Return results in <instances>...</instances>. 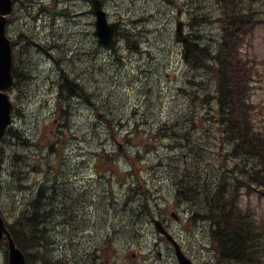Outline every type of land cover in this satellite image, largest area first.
I'll list each match as a JSON object with an SVG mask.
<instances>
[{"label": "bare ground", "instance_id": "obj_1", "mask_svg": "<svg viewBox=\"0 0 264 264\" xmlns=\"http://www.w3.org/2000/svg\"><path fill=\"white\" fill-rule=\"evenodd\" d=\"M155 1L158 3H169L176 6L178 9L186 10L187 16H191V18L193 17L197 21H189L190 24H194L197 28L204 26L199 24L198 20L193 15L194 12L196 13V7L190 6L189 8V3L191 0ZM241 1L242 4H247L248 6L251 5V12L254 14L255 11V17L264 15V11L258 8V0ZM93 2L100 6L103 15L113 25V29L106 42L102 40L97 34V28L94 24V21L97 17V11L94 9L92 4ZM191 2L193 3V1ZM87 3L91 9V14L85 8ZM29 4L31 10L28 12V15L25 16L26 18L24 19V23L18 25L16 28L18 34V44L23 38L27 40L25 43L30 44L31 36L28 33L32 30H36L39 36L45 32V29L49 30L51 28L57 27L56 30H61L63 27H69L71 23H74L73 25H75L73 29H80L78 32L73 34V40L69 41L68 43L66 42L65 38H61L62 40L58 41L47 40V42H43L42 49L37 52L40 57L39 65L42 67V71L44 72L43 75H47L43 79L50 80L49 83L53 85L55 91H58L54 106H52V102L48 101V98L52 93L48 92L47 95H42V99H47L46 101L44 100L45 104L51 106L54 110V113L57 114L58 119L56 123L62 130L59 132V134H55V139L53 140H57L58 138H69L71 133L73 136H75V134L80 135L82 137L80 143L83 145L82 142L84 135L77 133L76 125L73 119L76 112L82 111L83 109H91L92 112H95L99 118L100 115L103 116L102 121L99 123H97V121H95V123H91L89 128L91 130L94 128H104L103 130H106L109 134V140L118 143V146L123 143L125 136L131 137L133 133L137 132L142 138V142H139V140L136 142L135 139H132L128 148L121 149L119 152L123 153V158H126V154H130L133 158H135L138 161V164L141 166L139 167L140 170L149 169V171L152 173L154 181L158 183V185H156L155 182V186L158 189H164L166 192L165 195L168 196L166 200L163 199L164 196H161L165 206L176 209L183 217L185 223H194L193 233L195 234L194 238H196L197 241H187L177 238L176 241L179 243V245L190 255L199 256L200 253L205 254L209 259L208 264H240L236 252L228 253L226 255V249H220L221 243L219 241L223 239V235H221V233L226 230L227 226L225 223L228 222V219H231L235 215L243 218L246 223H255L256 217L251 211L244 209L241 205L237 204L239 200L235 197V189L232 188L230 174L226 171H222L223 164L220 160V157L226 149L228 150L227 156L233 158L235 167L240 161L239 158H236L232 155L233 144L231 143L232 141L228 139L227 134L225 136L221 134L218 136L212 135L208 137L210 139L208 140L197 125H179L177 123H173L175 120H164L160 129H158L155 133L157 138H154L155 136H146L145 130L142 129L144 126L138 123L134 125L131 130H124L123 133L119 134V128L123 127V125L114 123L113 116L105 110L106 107L103 104L104 100L101 99L102 97L100 96L103 95L102 92L104 89H106L105 85L109 82V72H113L111 76L118 77L120 73L119 68L121 65H123V63H131L134 60L140 62L143 60L139 64L142 65L140 67L143 68L142 70L140 68V78H142L143 75L147 77L146 79L153 78L150 75H152V73L155 71L158 72L160 65L154 64L152 62L154 60V55L150 47L147 45L145 48L138 47L130 40L137 36L136 34H138L139 31L141 34L144 33L142 36L143 38L147 37L151 31V25L156 21H161L160 19L163 17L162 14L165 11L163 10L164 4H160L161 14L158 16V19L154 18L153 20H150V18L156 16V14L152 9L149 8L147 9L149 12L148 15L145 17L139 16V9L135 7L136 0H89L88 2L86 0H77L72 1L70 4L58 3L59 7H70L72 14L71 16L66 15L64 12L62 13V11L58 9L52 14L49 13L41 16V6L43 4L47 10L52 9V5L49 1L29 0ZM217 5L220 8L222 7L221 0H217ZM185 7H187V9H185ZM199 8L202 9V11L207 12L203 6ZM220 8H216V14H210L211 12H207L209 14L208 18H210L211 23L206 24L205 26L217 23L219 26L218 28L222 27L221 20L223 18L221 19L220 17ZM175 13L176 20L171 25L174 28V39L178 47V50L175 51V58L178 60V63L186 67L184 75L185 81L183 82V85L178 88V92H180L181 95L183 94L192 99V101L195 103V108L204 109L202 115L198 113L197 118H190V120L215 123L216 119L214 117V112L217 110L216 103H214L208 96L203 98L199 97L196 91L198 84L205 85V82L201 80L202 74L204 75V73H206L209 75L210 77H206L207 79H211L213 81L214 79L212 74L207 70V68L204 67L203 56L199 55V58L197 57V61L198 59L201 60V62L198 64L196 63L197 61H192L193 64H191L185 57L186 48L183 49L180 44V40L183 34H187V28L189 25L184 26L186 29L185 32L179 30L178 26H181L180 15L182 11L176 10ZM165 14L169 16L167 12ZM213 16L214 18H212ZM117 17L122 18L118 19ZM164 25L167 26L168 24ZM137 29H140L137 31V33L135 31H131ZM221 34L222 32L217 33V39L213 37L207 38L205 36V43H203L202 38L197 36L194 39L187 41L188 44L204 48L205 45H217ZM25 48H27V44L22 47V50ZM196 50L199 51L197 48ZM170 57L172 58L173 56L170 55ZM171 63L172 59H168V67L171 65ZM107 64L115 65L117 72L111 68H108ZM36 65L37 64L35 62L30 63L25 59L19 62V76L16 78L15 84L18 86L22 94L30 93L31 86L41 79V77H38L33 70ZM189 73L191 77L188 76ZM156 78L159 79L157 76ZM137 80V77H133L129 79L128 82L129 84L133 85V87L137 88L135 85ZM161 80L159 82V92L160 97L164 98L167 87L165 88L162 86L163 83ZM206 86L208 85L206 84ZM144 88L138 90L143 91ZM49 91L54 92V90L51 88ZM72 123L74 124V133H72ZM13 129L17 132L18 137H14L12 142L9 144L10 148L13 150V154L9 160L12 158L14 167L18 168V173L17 178H14V182H12L9 186H3L2 184L3 190H1L0 195V208L2 211L8 213L5 211V207H10L9 213L11 214V222L14 220V205L18 201L16 197L17 195L23 196L27 191L33 189L31 183H29V180L32 179L33 176L42 180L44 178L48 181H55L56 174L53 170H51L52 164L48 162V158H55L57 156V154L53 153V151H51L52 154H50V157L45 155L43 144L41 143H39V145H31L29 137L24 134L26 131L23 130L21 126L17 128L16 125H14ZM194 136H198L200 141H194ZM167 140L171 142V148L169 149L172 151L167 152V154L170 155L164 157L163 154V156L158 158L155 162H153V159H149L148 156L151 154L150 152L158 149V147H163L162 142ZM26 141L28 142L26 143ZM193 142L199 147L201 152H197ZM3 146L4 144L1 142L0 155L3 157V160H5V151ZM132 147L138 148V151L135 153H130L128 149ZM20 149L37 150L38 153L41 154L37 164H31L30 156L20 153ZM217 149L219 150L218 155L212 156L214 162L209 159V163L212 164L216 170L207 172L206 168L202 169L201 167L202 162L206 164L204 157L206 154L215 155ZM178 150H183V154L174 155ZM142 152L149 154L145 156ZM171 157L175 159L177 163L182 165H176V168L179 170V173L177 174H171L169 172ZM177 158H180V160L183 159L184 164L180 163ZM147 162H150V164ZM235 171V178L244 183L249 190H258L264 194V187L262 186V183L254 180L252 173H245L247 171H242L239 169H235ZM9 173H7L5 180L9 179L8 181H10L12 179ZM81 177V175L76 174V176L73 178L74 182H81ZM36 180L37 179L32 181L35 183ZM112 180L113 184L118 186L119 179L114 177ZM3 182L4 181L1 180V183ZM108 187L109 183L107 179H102L95 185V188L99 191H104ZM217 194H225L226 197L211 199L212 196L216 197ZM147 197L148 206L146 208L144 206L143 208L141 205L139 208L138 204H136V206H132L135 211H132L129 216L130 223H154V220H160L158 215L153 213V209L156 210L159 207L161 199L159 196H156L150 192L148 193ZM50 203V200L45 203L42 211L46 210L48 207L50 208ZM64 204L65 203L52 204L57 216L50 218L51 223H68L65 217L67 213L65 211L67 210L68 206ZM85 206L94 212H99L90 203ZM164 223H167V221ZM68 232H73L77 235L81 234L85 236V238L89 234V238L87 240L88 244L96 242L92 232L77 230V228H74L73 231H70L69 228L55 225L53 226L50 234H43V237L45 238L43 240V244L47 246L50 243L51 248L53 249L54 253H56L57 240H53V234H56L57 237H59L62 233L67 234ZM29 236L30 234L26 237ZM26 237L20 238H22V241L25 239L27 242H30V240ZM10 238L14 247H17V241L12 238V235ZM131 241H136L138 244L140 243L139 238L136 239L131 237ZM202 241L204 242L202 243ZM167 243L168 244L165 246L168 245L167 247L170 249L173 248L172 244H169V242ZM0 253H2L3 256L7 255L10 257V241L9 244L3 248H0ZM170 255H172V253ZM52 256V262H56L57 255L52 254ZM75 261V264H79L77 260ZM258 264H264L261 256Z\"/></svg>", "mask_w": 264, "mask_h": 264}, {"label": "trees", "instance_id": "obj_2", "mask_svg": "<svg viewBox=\"0 0 264 264\" xmlns=\"http://www.w3.org/2000/svg\"><path fill=\"white\" fill-rule=\"evenodd\" d=\"M221 5L220 17L223 19L221 20L222 27L219 29L222 34L218 44L205 45L204 48L188 44V41H185L183 44V49L186 48L185 57L188 62L193 64V62L197 61V57L199 58V55H201L203 56L204 67L212 74L214 83L211 84L212 90L207 96L217 105V110L214 112L216 122L207 123L206 121L190 120V116L186 113H180L172 117L165 116V118L166 121L175 120L173 123L179 125L185 124L182 121L183 119L187 120V124L191 126L197 125L208 140V137L212 135L218 136L221 134L225 136L227 134L228 139L233 144L232 155L240 159L235 169L247 171L245 173H252L254 180L262 183L264 187V140L257 136V128L251 122L248 124L247 115L249 107L247 105V90L253 69L249 71L248 66L242 62V58L244 59L245 57L239 55L237 47L240 38H243L251 27L259 21L254 15L255 11L254 14L251 12V5L242 4L241 0H221ZM258 8L264 11V5H258ZM195 10V17L199 24L206 25L211 23L207 12L202 11L199 7ZM199 62H201L200 59L196 63L198 64ZM16 74L17 68L16 71L14 70V75ZM153 78H156V75ZM214 87L215 89H213ZM105 110L120 120L126 119L130 114H138L137 111L133 113L132 111L129 112L117 107L109 109L106 107ZM19 115L17 113V116ZM143 125L148 136H155L154 138H157L155 131L149 127L150 124L143 120ZM55 130H59L58 134L62 131L60 128H51V134L45 137V141L50 140V138L55 139V134L53 135ZM97 136L100 137L101 133L97 132ZM14 137L17 138L18 134L11 127L2 143L6 146L12 142ZM69 138L74 140L81 151L83 145L80 141L82 137L76 134L73 136L70 133ZM132 139H135L136 142L138 140L142 142V138L136 132L131 137L125 136L123 143L119 146L115 145V150L107 148L106 145H91L93 150L81 155L83 158L86 157V159L75 162L77 165L75 173L82 176L81 182L78 183H73L70 179L71 176H62V168L59 169L57 164L62 165V161L66 159L64 155H62L57 163L49 162L52 164L51 170L56 174L55 181H49L48 186L42 184L35 190L34 196L27 201L26 205H14V220L11 223L8 222L9 231L17 241V247L24 253L27 264H75V260L79 264H105L103 259H100V252L103 248L111 246V238L108 236L104 237L102 242H94L78 249H76V245L74 244L72 248H66L57 243V252L54 253L50 243L47 246L43 244V240L45 239L43 234H50L53 226L59 225V223L50 222V218L57 216L52 204L65 203L64 205L68 206L65 211L67 212L65 217L68 223L63 224L70 231H73L74 228H77V230L84 229L85 231L92 229V223L86 224L85 221L88 214L98 216L103 211L104 214L109 213L110 216L114 215V217H109V219L122 218L127 221L131 212L135 211L132 206H136V204H138L139 208L140 205L145 208L148 206L147 195L149 192H154V188H152L153 183L151 182V180H154L152 173L149 169L140 170L139 167L141 166L138 164V161L130 154L124 153L126 154V158H123V153L119 152L121 149L128 148ZM59 140L61 141V138L45 143H49L48 150H50V154L53 151L57 156L61 155L57 149V147L60 148ZM29 141L31 145H34L30 138ZM45 144H43V147ZM204 159L206 163L210 160L214 162L210 154H206ZM180 162L184 164L183 159ZM147 163L150 164V162ZM6 164H8V173L10 172L9 175L12 179L10 181H8L9 179L4 180L3 183H1L0 179V195L1 190H3L2 184L3 186H9L14 182V178H17L18 173V168L14 167L12 158L9 161L5 158L4 164L3 157L0 155V178L1 171L5 168ZM206 170L210 172L211 170H216V168L214 169L211 166L210 169ZM222 171H226V169L223 168ZM227 172L231 174V169ZM114 177L119 179L118 189L113 184L112 179ZM102 179L108 180L109 187L104 191H99L95 188V185ZM231 183L234 189L240 187L234 179H231ZM76 194L77 203H74L76 201ZM219 197L225 198L226 195L217 194L216 197L212 196L211 199ZM49 200L51 201V207L42 211L45 203ZM88 203L92 204L99 211L98 214L85 206ZM7 217L9 221L11 214L8 213ZM225 225L227 228L221 233L223 239L219 242L221 243L220 249H226V255L236 252L240 264H258L260 256L264 261V223H246L243 218L235 215L231 219H228ZM29 234L30 236L26 237ZM20 237H26L30 242H27L25 239L22 241ZM52 254L57 255L56 262H52Z\"/></svg>", "mask_w": 264, "mask_h": 264}, {"label": "rangeland", "instance_id": "obj_3", "mask_svg": "<svg viewBox=\"0 0 264 264\" xmlns=\"http://www.w3.org/2000/svg\"><path fill=\"white\" fill-rule=\"evenodd\" d=\"M186 1V0H184ZM193 1V3L191 2ZM189 3V8L191 7H204L205 10L206 6H208L209 3H215L217 4V0H191ZM164 4L163 10L164 13L162 14L163 17H161V21H156L151 25V31L147 35V37H142L144 35L140 33V29L137 30H131L135 31L138 34L134 37L136 41V45L138 47H146L149 46L152 50V53L154 55V60L152 61L154 64H158L159 70L158 72H153L159 79H162L163 87H167L166 93L164 98L160 97L159 92V82L160 80L155 78H149L146 79L145 75H143L142 78H140V68L143 69L142 65H139L143 60L140 62H137L136 60L132 61L131 63H123V65L119 68V75L111 76L113 72H109V82L105 85L104 91L102 92L103 95H100L104 101L103 104L105 107L111 108V107H117L119 109H125L126 111H132L135 113V111L138 112V114H130L126 119L120 120L116 119L113 115L114 123L122 124L123 127L119 128V134L123 133L124 130H131L134 125L137 123L140 125H143V120L146 121V123L150 124L149 127L152 128V130L156 131L160 129L162 126V123L164 120H166V117H172L176 116L180 113H186L189 115V118L195 119L198 116V113L201 115L204 112L203 108H195V103L190 99L189 97L185 95H181L180 92H178V88L183 85V82L185 81V69L186 67L184 65H181L178 63V60L175 58L176 54L175 51L178 50L177 43L174 39V28L171 26L172 23L176 20V13L175 11H183V9H178L176 6L161 2ZM155 0H136V8H138V14L141 17H145L149 14L148 8L152 9L153 12L156 14V16H153L150 18V20H153L154 18L158 19V16H160V4ZM182 7V6H180ZM187 9V7H185ZM31 9L25 10L24 14L25 16L28 15V12ZM216 9L207 10V12H211L210 14H216ZM168 13L169 16H167L165 13ZM218 12V11H217ZM175 13V14H174ZM194 17L196 13L194 12ZM26 18V17H25ZM118 19H121L122 17H117ZM214 18V16L212 17ZM180 19L184 20L186 23L189 21H196L191 16H181ZM214 21V20H213ZM16 23V21L14 20ZM12 20L11 25L8 28L9 36L14 39L17 48H18V54L19 58L17 60V77L19 76V62L21 60L25 59L29 61L30 63L35 62L37 65L33 69L35 74L38 77H41V79L35 83L33 86H31L30 93H21L18 86L16 88L17 101L19 102L20 109L18 113L20 114L19 118H17L16 127L21 128L25 130L24 134L29 137L32 142L36 145H39V142L41 144H45V137L50 136V129L53 127V123L57 121L58 116L54 113V110L51 106L48 104H45L44 100L42 99V95H47L48 92L52 93L50 97L48 98L49 102H52V106L55 105L56 102V94L58 91H55L53 85L49 83L50 80L43 79L47 75H43L42 67L39 65L40 57L39 54H37L40 49H42L43 42H47V40L52 41H58L62 40L61 38H65L66 42L73 40L72 37L69 35L72 34V29L75 25L74 23H71L70 27L72 28L70 31H68L66 34L61 35L58 30H56L57 27H54L47 30L45 29V32L38 36L36 30L30 31L28 34L31 36L30 44L25 43L27 40L23 38L21 42L18 44V34L16 31V28L18 25L23 24V22H18L17 25ZM197 22V21H196ZM127 23V21H126ZM158 23V24H157ZM170 23V24H169ZM164 24H168L165 26ZM15 25V26H14ZM219 26L217 23L213 25H207L197 28L194 24H189L187 28V37H189L188 40L194 39L196 36L203 39V43H205V36L207 38L213 37L215 39L218 38L217 33L220 32ZM80 29H73L74 33L78 32ZM27 44V48L24 51L22 50V47ZM145 44V46H144ZM245 52L247 56L251 60H256V70L255 74L253 75V82L251 84L252 88H248L247 90V98H251V103L255 105V108L257 109V113L260 114L259 116H256L257 121L261 125V127L264 129V22L255 28L249 33L247 42H246V48ZM173 56L172 58L170 57ZM168 59H172L171 65L168 67ZM104 60V59H103ZM108 65V64H107ZM108 68L113 69L117 72V68L115 65H108ZM188 71V70H187ZM43 75V76H42ZM189 77H191L190 73L188 74ZM201 80L205 82V85L198 84L196 91L198 93L199 97H206L211 92V84L214 83L213 80L207 79L206 77H210L206 73L204 75H201ZM137 77V82L135 85L137 88L133 87V85L129 84L128 80ZM152 79V80H151ZM167 82V83H166ZM166 83V84H165ZM206 84L208 86H206ZM146 86V87H145ZM145 87V88H144ZM53 89L54 92L49 91V89ZM143 91H140L138 89H143ZM210 89V90H208ZM215 89V87L213 88ZM108 112V111H107ZM74 123L76 125V130L78 134H83V146L82 150L80 151L78 149L77 144L74 142L71 138H63L61 139L60 143V149L63 150L62 152L66 155V161L67 163L63 167L64 174L67 175V177H70L72 180L75 176V169L77 168V165L75 162L77 160L86 159V157H82V153H85L87 151L93 150L91 145L93 146H101L106 145L107 148L111 150H115L116 146H118V143H115L111 140H109V134L106 130L95 128L91 130L89 128L91 123H99L103 120V116L100 115V118L98 115L94 112H92L91 109H83L82 111H77L75 116L73 117ZM72 121V118H71ZM186 126H190V124H187V120H182ZM72 133L75 132L74 130V124ZM144 126V125H143ZM50 127V129L48 128ZM145 130V128H142ZM97 132L101 133V136H97ZM27 133V134H26ZM147 136V134H145ZM259 135L262 136L263 139V133H259ZM145 137V136H144ZM198 136H194V141H200L198 139ZM119 139V138H118ZM210 140V139H209ZM208 142V141H207ZM163 147H158V149H155L154 151H151L150 155L148 156L149 159H153V162H155L158 158L162 157L164 154V157L170 155L167 154V152H171V142L165 141L162 142ZM194 144V142H193ZM116 145V146H115ZM195 145V144H194ZM168 147V148H167ZM4 148V157L9 161L10 157L13 154V150L10 148V145L7 144L6 146H3ZM195 148L197 149V152H201L199 147L195 145ZM130 153H135L138 151V148L132 147L128 149ZM20 153H23L25 155L30 156V163L31 164H37L39 161V157L41 156L40 153H38L37 150H27V149H20ZM218 149L216 150V154L211 156L218 155ZM227 149L225 152L221 155L220 160L221 162H224L227 156ZM143 155L147 156L144 152H142ZM45 154V152H44ZM183 150H178L174 155H182ZM46 155V154H45ZM170 169L169 172L171 174L179 173L178 168H176V165L182 166L181 164L177 163L175 159L172 157L170 158ZM180 162V158H177ZM229 166L232 167L234 165L233 160L228 159ZM181 163V162H180ZM202 169H210L211 164L210 163H203L201 164ZM8 164H6L4 171L1 175V180H5L8 173ZM173 168V169H172ZM7 169V172H6ZM36 181H42V179H38V177H32V179L29 180V183L34 184V180ZM33 180V181H32ZM153 183V188H157L155 186L154 180H151ZM156 185L158 183L156 182ZM118 189V186L116 187ZM235 191V197L239 200L238 205H241L244 209H247L250 211V208H252V213L256 217L255 223H261L258 219L259 215H262L264 217V199H259L257 196L249 197L246 195V193H243L241 195L240 192ZM155 194L158 193L157 191L154 192ZM166 192L164 189H160L159 192V198L161 199L159 203V207L154 210L153 213L155 215H158L159 219L161 221L166 222L164 223L168 229L172 228L173 230H170L172 235L177 238H181L183 240H196L195 234L193 233L194 229V223H184L186 224V231L182 229L180 225H176L173 222V218L171 217L172 213H175L174 208H170L169 206H165L161 196H164L163 199H167L168 196L165 195ZM19 200L20 204L26 205L27 200H25L24 197L21 195H17L16 197ZM16 205V204H15ZM10 207H5V211L9 213ZM3 212V211H2ZM6 216L8 215L6 212H3ZM96 214H98L95 211ZM180 219V216H177ZM104 221H101L99 223V226H102ZM205 224V223H203ZM113 228L109 230L110 232H113V236L116 239V247H118V250L113 248L112 250H106L105 255L103 257V261L105 264H126L127 262L129 264H177L174 256L173 249L165 246L168 244L167 239L163 236H161L156 228L154 227L153 223H123L121 220H116L113 223ZM106 227H103L102 230L105 231ZM126 228V230H125ZM200 229V228H199ZM208 231V230H207ZM89 235V234H88ZM83 236L81 234L77 235L73 232H68L67 234L62 233L61 236L57 237L56 234H53V240H57V243L66 247V248H72L73 244L76 245V249L82 248L83 246L88 245V238L89 236ZM131 237H134L136 239H140V243L138 244L136 241L132 242ZM81 245V246H79ZM172 253V255H170ZM160 256H159V255ZM135 259L132 260L131 257H135ZM130 258V259H129ZM0 264H7L5 255L3 256L2 253H0Z\"/></svg>", "mask_w": 264, "mask_h": 264}, {"label": "water", "instance_id": "obj_4", "mask_svg": "<svg viewBox=\"0 0 264 264\" xmlns=\"http://www.w3.org/2000/svg\"><path fill=\"white\" fill-rule=\"evenodd\" d=\"M95 11H97L96 28L98 36L107 41L109 34L113 29L112 24H108L105 16L101 12L100 6L93 2ZM9 0H0V139L5 133L7 125L10 123L11 104L4 90L11 85V44L5 35L6 16L9 14ZM9 237L11 253L9 264H25L23 254L14 247L9 233L7 232L3 220L0 218V241L3 235ZM179 251V250H178Z\"/></svg>", "mask_w": 264, "mask_h": 264}, {"label": "flooded vegetation", "instance_id": "obj_5", "mask_svg": "<svg viewBox=\"0 0 264 264\" xmlns=\"http://www.w3.org/2000/svg\"><path fill=\"white\" fill-rule=\"evenodd\" d=\"M45 1H49L50 3H51V5H52V9H46L45 7H44V4L41 6V16L42 15H46V14H52L54 11H57V9L58 10H61L62 11V13L64 12L66 15H69V16H71L72 14H71V8L70 7H68V6H64V7H59L58 6V3H68V4H70L72 1H77V0H45ZM79 1H83V0H79ZM87 2L89 1V0H86ZM85 8H86V10H88V12L91 14V9H90V7L88 6V3L86 4V6H85ZM87 14V13H86Z\"/></svg>", "mask_w": 264, "mask_h": 264}]
</instances>
